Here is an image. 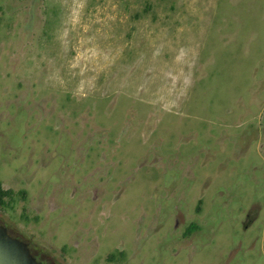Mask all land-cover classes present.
<instances>
[{
    "label": "rangeland",
    "instance_id": "1",
    "mask_svg": "<svg viewBox=\"0 0 264 264\" xmlns=\"http://www.w3.org/2000/svg\"><path fill=\"white\" fill-rule=\"evenodd\" d=\"M0 185L47 264H264V0H0Z\"/></svg>",
    "mask_w": 264,
    "mask_h": 264
},
{
    "label": "water",
    "instance_id": "2",
    "mask_svg": "<svg viewBox=\"0 0 264 264\" xmlns=\"http://www.w3.org/2000/svg\"><path fill=\"white\" fill-rule=\"evenodd\" d=\"M0 264H41L32 254L29 245L10 235L0 224Z\"/></svg>",
    "mask_w": 264,
    "mask_h": 264
},
{
    "label": "trees",
    "instance_id": "3",
    "mask_svg": "<svg viewBox=\"0 0 264 264\" xmlns=\"http://www.w3.org/2000/svg\"><path fill=\"white\" fill-rule=\"evenodd\" d=\"M148 8H149V6H148ZM15 194L16 193L13 190H11V189L6 190L2 187V185H0V207L4 206L6 204L7 198H11ZM197 230H199V227L196 224H191L189 226V228L187 229L185 236L186 237L190 236ZM12 237H14V236H12ZM14 238H16V237H14ZM124 259H125V253L124 252L114 253L108 257V261H110V262H118V261H122Z\"/></svg>",
    "mask_w": 264,
    "mask_h": 264
},
{
    "label": "flooded vegetation",
    "instance_id": "4",
    "mask_svg": "<svg viewBox=\"0 0 264 264\" xmlns=\"http://www.w3.org/2000/svg\"><path fill=\"white\" fill-rule=\"evenodd\" d=\"M10 233V232H9ZM11 235V234H10ZM30 247V246H29ZM30 250H31V252H32V254L34 255V257L37 259V261L39 262V263H41V264H47V263H45V262H43L36 254H35V252L31 249V247H30Z\"/></svg>",
    "mask_w": 264,
    "mask_h": 264
}]
</instances>
